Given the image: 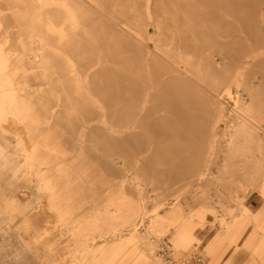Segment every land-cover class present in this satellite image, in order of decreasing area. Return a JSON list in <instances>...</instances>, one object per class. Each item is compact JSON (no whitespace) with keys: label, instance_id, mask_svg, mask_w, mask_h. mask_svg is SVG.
Masks as SVG:
<instances>
[{"label":"bare ground","instance_id":"6f19581e","mask_svg":"<svg viewBox=\"0 0 264 264\" xmlns=\"http://www.w3.org/2000/svg\"><path fill=\"white\" fill-rule=\"evenodd\" d=\"M22 6L12 15L27 21L24 40L17 34L12 45L0 42V119L12 110L29 117L23 98L38 87L39 104L52 102L54 113L108 118L112 126L101 137L118 146V235L128 231L130 241L143 243L136 226L148 212L144 194L210 175L217 146L226 161L221 168L231 163L261 178L257 190L264 198V0H24ZM12 79H22L24 95ZM41 111L45 117L35 126L27 120L35 131L53 120L45 105ZM36 137L48 145L46 133ZM196 195L195 189L175 200L163 216ZM238 206L234 215L222 211L219 225L241 236L251 224L244 248L264 255V213L251 217ZM194 217L202 225L203 209L169 218L164 232H172L176 253L194 248L197 239H188L187 227ZM120 239L117 264H156L151 244L143 243L146 253L128 251L129 240ZM215 244L206 253H216ZM116 254L110 250L107 260L116 261Z\"/></svg>","mask_w":264,"mask_h":264},{"label":"rangeland","instance_id":"374dc122","mask_svg":"<svg viewBox=\"0 0 264 264\" xmlns=\"http://www.w3.org/2000/svg\"><path fill=\"white\" fill-rule=\"evenodd\" d=\"M23 3L24 0H18V3L0 0L1 43L12 45L17 41V34H20V41L24 40L27 21L22 15L20 18L12 15L14 6L20 10ZM151 31L149 28L148 32ZM245 41L249 44V41ZM3 56L4 59L8 57L7 54ZM9 83L19 88L18 94H23V88L27 87L22 79H12ZM260 87L262 89L263 86ZM36 92L35 96L42 94L41 87ZM35 96L25 99L24 95L23 98V102L28 100L27 105L31 107L29 117L20 116L12 110L0 119V264H117L118 239L121 237L120 241L128 242L131 233L121 231V236L118 235V146L112 147L102 141L106 128L112 124L102 115L54 113L52 102H45L42 106ZM224 101L229 107L234 104L229 99ZM44 105L53 120L50 128L35 131L27 120H34V126L42 120L45 117L41 111ZM228 115H231V111ZM41 132L48 136L46 146L37 143V137L32 139ZM215 152L218 169L212 165L210 169L215 168L212 170L214 172L210 170V175L196 180L187 172L185 176H192L196 181L183 180L171 183L172 188L177 186V189H169L165 185L166 188L155 189L157 192L149 189L144 194L148 212L137 224L136 233L143 238V243L153 246L156 264H264V255H251L252 252L244 248V242L253 230L251 224L240 236L239 229L233 234L226 232L216 218L224 212L230 215L238 213V205L245 207L251 217L264 213V198L257 190L262 180L246 175L248 172L244 177L240 168L231 163L221 168V162H226L223 151L217 146ZM110 161L116 163L114 169ZM229 165L231 168H227ZM180 189L183 192L178 191ZM195 189L197 195L194 199L183 200L184 204L163 216L169 204L175 200L181 201ZM211 192L215 193L214 196ZM218 192L219 198L215 197ZM200 209H203L202 225L194 217L192 224L187 226L190 231L188 239H197L194 248L176 253L171 242L172 232H164L169 228V218ZM160 215L162 217L155 222ZM215 239H218L217 244L212 243ZM129 242L124 250L136 248L146 253L141 241L134 239ZM232 242H235L234 245ZM214 244L217 252L206 253L207 247ZM112 249L117 250L116 261L106 258Z\"/></svg>","mask_w":264,"mask_h":264}]
</instances>
